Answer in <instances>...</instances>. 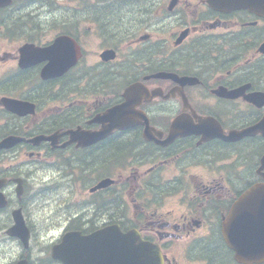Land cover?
<instances>
[{
    "label": "flooded vegetation",
    "instance_id": "flooded-vegetation-1",
    "mask_svg": "<svg viewBox=\"0 0 264 264\" xmlns=\"http://www.w3.org/2000/svg\"><path fill=\"white\" fill-rule=\"evenodd\" d=\"M96 2L78 6L76 15L69 12L71 6L60 5L58 22L42 18L43 12L50 13L49 4H21L9 11L12 15H0V76L9 79L0 86V97L5 94L35 104L27 137L77 125L99 128L100 123L88 121L126 102L125 91L135 83L139 86L130 101L138 117L129 120V127L113 130L86 148L75 143L62 146L70 138L62 132L54 147L43 142L34 148L25 142L20 148L2 150L0 178L21 177L26 192L30 168L46 167L51 184L56 174L66 189L72 188L76 204L91 203L90 214L60 216L55 211L45 219L50 221L47 230L62 224L53 243L69 231L88 234L116 225L121 232L134 231L157 246L161 264H247L228 246L224 222L241 194L263 182L264 169L259 165L264 136H239L238 132L264 116V97L249 101L253 93L264 94V52L260 50L264 16L244 7L212 8L209 0H145L139 10H131L138 0ZM13 7L2 8L0 13ZM41 9L36 13L41 18H33V10ZM112 12L124 17L120 15L113 24L108 18ZM90 20L93 48L87 47L92 40L82 39L81 28ZM74 21L78 30L66 33L79 45V57L59 76L36 81L48 61L21 64V46L48 44L51 40H44L48 25L58 23L65 32V25ZM107 48L116 51L114 59L100 57ZM7 115L0 105V124L8 123ZM83 153L86 163L80 162ZM22 154L26 156L23 162L30 163L21 166L23 171H18L17 164L1 167L3 157L20 158ZM51 158L61 160L57 164ZM81 166L105 169L103 173H110L107 176L115 181L89 197L82 196L80 188L77 197L76 174ZM13 183L8 185L14 187ZM7 187L8 205L0 208V240L8 243L11 255L18 243L7 234L13 223L12 209L25 211V223L35 238L39 229L26 210L37 209L41 205L37 198L43 194L23 191L24 197L12 199L14 192ZM33 243L20 247L14 257L0 258V264H66L65 253L55 259L52 245ZM124 250L130 248L126 245ZM131 250L139 252L141 261L136 243ZM124 257L127 261L137 258ZM250 264H264V259Z\"/></svg>",
    "mask_w": 264,
    "mask_h": 264
},
{
    "label": "rangeland",
    "instance_id": "rangeland-1",
    "mask_svg": "<svg viewBox=\"0 0 264 264\" xmlns=\"http://www.w3.org/2000/svg\"><path fill=\"white\" fill-rule=\"evenodd\" d=\"M145 0H138V4L133 7L131 10H139L141 9L145 3ZM69 3L71 5H77V6H81L82 2H79L77 0H70ZM115 4H120L119 2H112ZM83 5V4H82ZM50 13L47 12H43V16L42 18H51L52 16L57 17L58 13L61 11V9H56V11H51L49 10ZM129 13H135V11H130ZM123 14V11H122ZM9 15H12V13L9 12ZM121 13H117V12H112L110 14H108V18H110V20L113 22V24H117L119 17H124V15H121ZM15 18L17 17V14L13 15ZM38 17V15L33 14V18ZM38 18H41V16H39ZM35 21L33 19V23L34 26L39 27L40 25L38 23H35ZM49 26V25H48ZM47 26V29H48ZM90 27V26H89ZM40 28V27H39ZM57 26L54 25L53 29H48L47 33L44 35V40L47 39H51L54 36V33L57 31ZM85 39L87 40H92V41H87L88 46L87 47H91L93 48V30L91 32H89L85 37ZM2 68V67H1ZM0 68V69H1ZM20 159H24L23 156H20ZM4 160H7L6 157H4ZM19 161V160H18ZM2 165H6V163L3 161ZM97 175V173H92L91 177H95ZM51 177L50 172H47L46 167L44 169H40V168H33L31 170V173L27 176L28 178V183H27V187H28V191L33 190L34 188H40L43 190H46L48 192H46L45 194H43L40 198H37L39 202H41V205L34 210H31L30 212V222L32 224L37 225V228L39 229V233H36V237L33 238L32 244L33 242H35L36 240L42 242H48L54 238H56L59 233H60V229L61 226H56L54 229H49L47 230L46 226L50 225V221H46L45 219L53 214L55 211L58 212V214L64 215V212L67 211H71L72 214L76 213V212H82L83 208L82 206L76 207V201L72 200V198L74 197V192H69L66 188H65V181L63 180L61 183L59 181L56 182L55 186L60 190L58 193L56 194H51V190L54 187V184H50V185H40L37 186L39 183H44L47 180H43V178L48 179ZM57 178L56 174H54V178ZM82 189V187L79 185V188L77 189V197L79 194V189ZM82 194L87 195L85 192L82 191ZM60 198V204L58 205L57 202V198ZM68 198V203L67 205L71 206L72 208H65L66 206H64V202L63 200L65 198ZM89 206H85V208L87 209ZM20 250V246L17 245L15 248V251L10 255L9 253V245L8 243H4L2 240H0V258H7L9 259V256L14 257L16 255V252H18ZM1 261V259H0Z\"/></svg>",
    "mask_w": 264,
    "mask_h": 264
},
{
    "label": "water",
    "instance_id": "water-1",
    "mask_svg": "<svg viewBox=\"0 0 264 264\" xmlns=\"http://www.w3.org/2000/svg\"><path fill=\"white\" fill-rule=\"evenodd\" d=\"M9 2H10V0H0V6L6 5ZM112 113H113V111H112ZM112 113H111V116L110 117L108 116V118H115V119L123 118V116L121 115L122 112H120V111L115 112L114 113L115 115H113ZM113 126H116V125H110L109 126V129H111ZM262 129L264 130V121L261 122L260 124H258L257 126H255V127L251 128V129H248V130L244 131L243 133H246V132L249 133V132H251V130L253 132L254 131H259V130L262 131ZM73 137L77 138L78 143H80V144H86V143L88 144V143L93 142V140H95L97 138V135L92 133L90 136H88V135H86V136H75L74 135ZM42 138H44V136H38V137H36V140H40ZM19 141H20V138H18V137H15V136H7V137L3 138L0 141V148H8V147L12 146L13 144H15V143H17ZM110 181L111 180H109V179H104L100 183H98L95 186V188L103 187L106 184H108ZM244 197H243L244 199H242V201H243L242 202V206H244V205H250L251 204L250 201H249L248 204H247V201H244L246 198L251 197L250 194H246ZM259 197H261V196L258 195V198ZM260 216H264V213L262 215H260ZM242 220H243V222H246V220H244V218H242ZM261 221H264V217L261 219ZM87 240L89 241L90 240V237H88Z\"/></svg>",
    "mask_w": 264,
    "mask_h": 264
},
{
    "label": "bare ground",
    "instance_id": "bare-ground-1",
    "mask_svg": "<svg viewBox=\"0 0 264 264\" xmlns=\"http://www.w3.org/2000/svg\"><path fill=\"white\" fill-rule=\"evenodd\" d=\"M55 11H56V10H55ZM51 18L53 19L51 22H58V21H57V17L52 16ZM34 136H35V135H34ZM79 213H84V211L79 212Z\"/></svg>",
    "mask_w": 264,
    "mask_h": 264
}]
</instances>
